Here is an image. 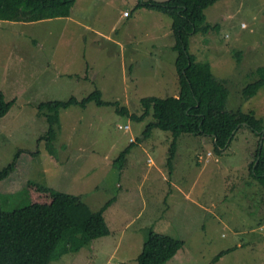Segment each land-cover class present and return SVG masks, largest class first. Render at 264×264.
Instances as JSON below:
<instances>
[{"label":"rangeland","instance_id":"rangeland-1","mask_svg":"<svg viewBox=\"0 0 264 264\" xmlns=\"http://www.w3.org/2000/svg\"><path fill=\"white\" fill-rule=\"evenodd\" d=\"M137 1L75 0L68 16L0 19V89L14 99L0 118V169L20 150L0 181V205H26L28 180L80 194L91 210L109 201L110 232L48 264H138L150 230L184 241L162 264H264V183L249 170L258 135L242 125L218 152L212 135L181 133L169 164L171 131L154 127L143 137L151 115L137 120L116 110L139 114L143 96L179 91L171 18ZM204 13L219 26L192 34L189 52L226 79L227 109L252 110L264 124V85L249 98L241 94L264 65V0H217ZM96 88L113 104L60 109L48 147L39 102L80 99ZM131 142L124 162L114 164Z\"/></svg>","mask_w":264,"mask_h":264},{"label":"trees","instance_id":"trees-1","mask_svg":"<svg viewBox=\"0 0 264 264\" xmlns=\"http://www.w3.org/2000/svg\"><path fill=\"white\" fill-rule=\"evenodd\" d=\"M75 0H0V19L14 21H37L46 18L68 16ZM217 0H138L136 7H146L167 14L171 18V29L176 51L175 67L178 74L179 91L177 95L159 97L143 96L140 101L142 112H129L124 106L117 107L119 112L129 113L137 120L151 115V120L142 131L143 137L151 130L160 128L171 131L173 139L169 147V160L174 156L176 139L181 133L209 134L213 136L215 149L224 150L231 142L236 131L248 126L258 135V146L249 170L255 178L264 183V124L252 110L227 109L229 93L226 79H218L208 61H197L188 50L189 37L199 33L205 35L219 24L206 22L205 8ZM241 60V51H234ZM258 75L246 83L241 91L246 99L253 96L264 85V65L255 69ZM93 100L96 104H113L101 98L99 89L92 90L78 99L71 95L67 99L40 101L38 114L45 117L48 129L43 137L49 143L55 136V125L59 121V110L70 105L85 106ZM14 99L7 100L0 89V118L7 114ZM41 138V137H40ZM134 141V140H133ZM126 146L114 159L123 163L130 150ZM20 153L16 151L13 159L0 169V181L15 168ZM257 160V161H256ZM121 165V164H120ZM29 202L13 209L0 205V264H48L56 255L84 248L91 240L110 232L104 217L106 201L98 210H91L80 194L55 190L52 187L28 180ZM64 241L63 250L57 252L58 245ZM184 245L182 239L150 230L136 256L138 264H162L169 261ZM225 251L216 254V260Z\"/></svg>","mask_w":264,"mask_h":264},{"label":"built area","instance_id":"built-area-1","mask_svg":"<svg viewBox=\"0 0 264 264\" xmlns=\"http://www.w3.org/2000/svg\"><path fill=\"white\" fill-rule=\"evenodd\" d=\"M125 14H128V12H125ZM118 127H119V128H122V129H128V128H129V124H125V125H121V124H119Z\"/></svg>","mask_w":264,"mask_h":264},{"label":"water","instance_id":"water-1","mask_svg":"<svg viewBox=\"0 0 264 264\" xmlns=\"http://www.w3.org/2000/svg\"><path fill=\"white\" fill-rule=\"evenodd\" d=\"M262 142V140L260 141V143ZM257 161V160H256Z\"/></svg>","mask_w":264,"mask_h":264},{"label":"clouds","instance_id":"clouds-1","mask_svg":"<svg viewBox=\"0 0 264 264\" xmlns=\"http://www.w3.org/2000/svg\"><path fill=\"white\" fill-rule=\"evenodd\" d=\"M133 140V139H132Z\"/></svg>","mask_w":264,"mask_h":264},{"label":"crops","instance_id":"crops-1","mask_svg":"<svg viewBox=\"0 0 264 264\" xmlns=\"http://www.w3.org/2000/svg\"><path fill=\"white\" fill-rule=\"evenodd\" d=\"M85 202V201H84Z\"/></svg>","mask_w":264,"mask_h":264},{"label":"flooded vegetation","instance_id":"flooded-vegetation-1","mask_svg":"<svg viewBox=\"0 0 264 264\" xmlns=\"http://www.w3.org/2000/svg\"><path fill=\"white\" fill-rule=\"evenodd\" d=\"M262 140V139H261Z\"/></svg>","mask_w":264,"mask_h":264}]
</instances>
